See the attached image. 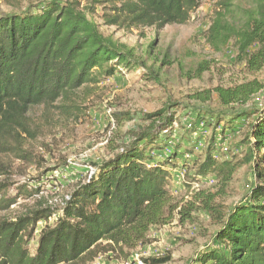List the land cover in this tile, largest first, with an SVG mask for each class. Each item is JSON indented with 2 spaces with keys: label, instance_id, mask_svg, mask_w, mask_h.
Here are the masks:
<instances>
[{
  "label": "trees",
  "instance_id": "1",
  "mask_svg": "<svg viewBox=\"0 0 264 264\" xmlns=\"http://www.w3.org/2000/svg\"><path fill=\"white\" fill-rule=\"evenodd\" d=\"M251 3V7L243 8L236 0H217L205 39L215 54L233 47L236 65L253 77L264 70V0ZM200 4L201 0H89L82 8L78 1L52 0L38 11L0 16V264H87L116 248L133 253L148 243L154 228L168 224L175 212L182 221L191 218L196 205L185 204L178 209L172 191L174 160H184L186 154L193 156V150L181 154L175 144L176 111L171 109L180 107L178 103L144 115L145 124L128 131V141L113 148L111 157L92 163V174L73 187L53 224L54 211L43 204L11 219L2 213L20 198L39 196L51 183L37 179L36 187L18 186L14 195L9 194L15 185L14 175H26L27 167L35 163L28 143L36 138L30 126L32 109L43 106L70 114L65 103L80 89L118 72L142 71L148 80L162 81L163 67L169 65L167 57L155 69L138 56L135 47L106 36L92 18L97 8H102L98 17L107 26L160 31L188 23ZM153 47L154 43L150 45ZM210 69V62L201 63L195 77ZM262 89L256 78L217 88L215 93L224 110H197L187 123L188 128L213 130L204 158L194 160L195 177L186 181L189 189L200 184L199 178L213 176L223 191L244 167L254 178L248 195L226 212L215 205L217 193L194 194L198 207L209 213L218 228L212 244L189 264H264V102L257 108L247 107ZM210 99L201 97L204 102ZM127 116L113 114L117 122ZM238 135L244 139L232 146L242 151H224L225 142ZM18 160L23 166L15 167ZM186 166L181 168L188 173ZM60 168L66 171L69 163L64 160L63 165L41 177L48 180L49 174ZM53 179L54 186H59L60 181ZM42 221L46 225L33 249ZM169 260L144 259L145 264Z\"/></svg>",
  "mask_w": 264,
  "mask_h": 264
},
{
  "label": "rangeland",
  "instance_id": "2",
  "mask_svg": "<svg viewBox=\"0 0 264 264\" xmlns=\"http://www.w3.org/2000/svg\"><path fill=\"white\" fill-rule=\"evenodd\" d=\"M51 1L0 0V16L27 10L38 11ZM59 1L64 3L68 0ZM74 1L80 2L82 8L89 4V0ZM216 3L217 0H201L200 7L192 13L188 23L170 25L160 31L156 28L123 29L107 26L98 17L102 13V8L98 7L92 18L106 36H111L128 47H135L138 56L147 60L148 65L155 69L160 67L162 59L167 57L169 65L163 67L162 81L157 83L148 80L142 76V71H123L122 74L118 72L112 78L80 89L65 103L70 107V114H65L61 109H46L43 106L32 109L29 113L30 126L36 138L28 143L35 153V163L27 167L26 175H14L15 185L9 194L14 195L18 186L36 187L37 179L41 182L56 183L55 179H51L57 178L60 181L57 182L59 186L47 183L39 196L31 199L20 198L17 204L2 215L10 219L15 218L43 204L54 211L50 221L53 224L61 215L64 200L73 187L92 174V163H99L111 157L113 148L121 146L123 140L128 141L125 139L128 131L136 130L145 124L142 120L144 115L178 103L180 107L171 109V112L176 111L177 123L174 130L178 133L175 144L180 146L177 150H180L181 154L193 150V156L188 161L174 160L176 166L173 172L180 175L176 178L178 182L173 184L174 203L178 209L185 204L188 207L195 204L197 208L193 209L191 218L185 221L175 212L168 224L152 230L148 243L144 246L163 253L160 258L169 257L170 260L165 264H189L204 247L211 245L218 227L209 213L198 207L199 203L194 194L217 193L215 205L226 212L234 203L248 195L249 184L254 178L251 170L244 167L236 173L234 182L223 191L213 176L199 178L200 184L189 189L186 181H192L195 177L194 160L204 158L213 130L206 132L203 130L204 126L188 128L187 123L191 120V114L197 110L223 109L215 93L217 88L234 87L256 78L263 84V89L254 95L247 107L257 108L264 102V70L253 77L249 76L242 67L236 65V50L233 47L215 54L206 43L205 34L211 24ZM236 4L243 8L252 6L251 0H236ZM152 43L154 47L150 48ZM204 62H210L211 69L200 78L195 77L196 69ZM205 96L211 99L204 102L201 97ZM72 107L77 109L72 111ZM114 113H128L129 116L117 122L113 117ZM243 139L242 135L230 137L224 144V151L231 148V153H240L242 149H234L232 144L237 145ZM224 153L222 152L221 157H224ZM64 160L69 163L66 171L60 168L50 173L48 180L41 177L47 170L63 165ZM185 164L188 173L182 176L181 166ZM19 165L23 166V162L18 160L15 167ZM45 225V221L39 223L35 240L32 242L33 249ZM132 251L121 252L116 248L115 252L101 254L87 264H128Z\"/></svg>",
  "mask_w": 264,
  "mask_h": 264
},
{
  "label": "built area",
  "instance_id": "3",
  "mask_svg": "<svg viewBox=\"0 0 264 264\" xmlns=\"http://www.w3.org/2000/svg\"><path fill=\"white\" fill-rule=\"evenodd\" d=\"M190 158V156L188 154L185 155V159L188 161ZM182 169V176L184 174H187V169L186 168H181ZM180 175H176L175 174V183L178 182L176 181V178H178ZM163 255V253H160L159 251H156L154 249H152L151 247H146L143 246L142 248H140L139 250H135L131 257H130V261L128 262V264H145L144 259H148V258H160Z\"/></svg>",
  "mask_w": 264,
  "mask_h": 264
}]
</instances>
